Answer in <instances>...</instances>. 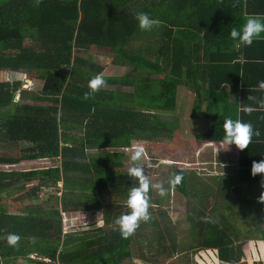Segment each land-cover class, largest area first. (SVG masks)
I'll use <instances>...</instances> for the list:
<instances>
[{
	"label": "trees",
	"instance_id": "obj_1",
	"mask_svg": "<svg viewBox=\"0 0 264 264\" xmlns=\"http://www.w3.org/2000/svg\"><path fill=\"white\" fill-rule=\"evenodd\" d=\"M248 4L250 0H0V109H5L0 113V139L30 145L18 158L0 157V165L59 162L26 174L0 171V194L13 198L14 192L25 189V182L37 181L31 189L35 197L63 182L62 210L57 201L47 209L49 199L19 215L4 213L0 206V264H120L131 255L143 264H162L179 254L188 261L181 264H199L201 251L212 253L217 264L248 260V239L262 232L264 222L259 218L254 232L246 224L248 214L242 221H232L227 213L232 208L229 192H239L238 185L229 186L220 175L206 176L200 186L199 181L189 183L196 175L188 168L173 170L181 180L172 189L189 196L187 187L193 184L192 194L198 195L189 214L191 241L175 250L165 245L160 221L153 219L159 229L158 246L135 254L132 246L145 229L142 221L127 238L114 222L129 211L127 199L118 197H127L135 187L134 178L119 173L127 158L117 151L88 154L129 149L133 142L154 141L162 133H169L173 141L179 121L168 116L180 113L182 89L195 95L193 117L203 115L212 123L209 130L195 133L197 141L223 143L222 123L228 115H222L227 105L221 103V91L228 85L230 94L238 93L256 47L257 39L237 47L229 37L232 28L239 29L252 16ZM137 12L148 13L161 24L141 31L134 18ZM92 47L108 49L114 65L130 70L120 77L103 76L104 66L81 56ZM3 71L43 83L38 94L21 90V100L33 105L9 107L23 82L20 77L4 81ZM97 74L104 85L84 99L90 92L89 80ZM40 101L47 105H35ZM256 149L251 143L238 149L237 164L229 170L236 183L260 182L259 174L250 175L252 161L264 158H252L263 153ZM220 199L227 205L219 207ZM95 210L101 212L103 228L81 232L70 228L64 234L61 211ZM10 234L19 237L15 245L7 243ZM211 259L204 262L211 264Z\"/></svg>",
	"mask_w": 264,
	"mask_h": 264
},
{
	"label": "rangeland",
	"instance_id": "obj_2",
	"mask_svg": "<svg viewBox=\"0 0 264 264\" xmlns=\"http://www.w3.org/2000/svg\"><path fill=\"white\" fill-rule=\"evenodd\" d=\"M134 42L138 43L139 41ZM81 56L85 58H92L94 62L104 66L105 70L102 74L103 76L120 77L126 75V73L130 70L123 66L114 65L112 63V53L108 49L92 47L85 54L82 53ZM18 77H20V75L15 72H1V78L6 82H16L18 81ZM20 82L23 83L21 89L17 91L14 96L16 101L9 107H14L19 103L33 105L34 103L31 101L21 100V90L33 93L36 92V94H38L41 92V88L43 87V83L39 79H33L29 76L20 77ZM179 93L180 96H183V101H180L181 111L178 114L168 116L171 119L178 118L179 121V131L173 134L174 139H176L175 141L174 139L172 141L169 133H162L159 134L158 139L154 141L133 142L132 147L129 149H103L97 151L93 150L88 153L95 155L109 153L112 151L124 153L127 161L124 163L123 169L119 170V173L127 175L126 172L132 166V161L130 160L132 152L137 146H140L144 150L141 163L145 165L144 174L146 178L149 180L150 185L159 184L164 190V194L160 195L159 190L151 187L149 188L148 213L150 219L146 222L142 221L145 229H142L140 238L138 239L136 237V242L133 243L132 248L135 254H137L140 250H146L148 252L158 246L156 238L158 236L157 230L159 231V229L153 226V222L158 219L161 212L165 215V221L160 222L161 226H159V228L161 229L160 231L165 234L164 243H166V245L172 248L176 245V247L179 248L191 241L192 235L190 234L191 224L189 221V214L192 210L191 202H196L198 195L192 194L193 184H188L187 193L189 196H183L172 189V186L169 185V181L172 179V172L174 169L188 168L193 171L192 175H196V177L192 178L189 183L199 181L198 186L205 181V178H207L206 176L213 175H220V177L222 176V178H225L226 184L229 186L237 184L239 192H229L230 201L233 207L230 210L222 208L226 209L225 211L228 210L227 213L232 221H242L241 217L248 214L246 216V221L248 223L246 224L251 228V231H254V228L257 226V222L259 220V215L263 216L262 207L259 204L260 195H253V193H258V191L255 190L254 185L247 188L245 185H242L241 188V184L235 182L234 176L229 177V170L233 169V160L236 154V148L227 146L223 149L222 144L203 143L197 141L195 133L209 130L212 123L203 116L198 118L193 117L191 113V105L195 98V96H193L194 94H187L188 92H186L185 89L180 90ZM35 105L42 106L47 104L40 101ZM4 111L5 109H0V113ZM177 140H179L178 146ZM28 146H30L28 143L13 144L0 139V157L7 156L18 158L21 153L28 148ZM58 164L59 162L51 159L23 161L16 165H0V171L20 172L26 174L27 172L54 168L58 166ZM134 181L135 187L138 186L136 180ZM37 184V181H32V183L25 182V189L14 192L11 195L13 198L6 196L7 194H0V198L2 200H0L1 211L7 214L19 215L22 214L25 209L38 206L41 204L40 202L42 200L45 201L48 199V203L45 205L47 209H52V207L56 204L55 201H57L58 210H62L59 198L61 197L63 182L59 181L58 184H56L57 186H54L55 188L51 187L47 189L44 188V190L42 189L37 192L34 197L31 189L37 186ZM14 198L20 199V202H13L12 199ZM107 198L109 199V197ZM118 198L127 199L126 196H119ZM111 199L115 198L112 197ZM224 203L225 202L220 199L219 207H222ZM225 205L227 204L225 203ZM61 214L62 217L64 216L62 220L63 230L66 231L72 228L81 232L93 228H99L103 225L101 212L97 210L91 212L78 211L72 213H65L61 211ZM236 215L237 217L233 218ZM168 225L173 227V230L170 231ZM258 234L259 232L254 235H250L251 240L248 239L245 247L248 260H245L243 261L245 263L240 264H248L250 261L258 262L257 264H260L259 262H264V239H258ZM182 255L185 254L177 255L175 258L173 257L174 261L180 259L181 264L184 260ZM124 260L120 264H143L141 261H137L133 255L125 258ZM188 260L193 263V255H190ZM184 261L188 263L187 260ZM169 262L170 261L165 263L168 264ZM12 264H14V262H12ZM15 264L26 263L19 261V263ZM173 264L179 263L175 261Z\"/></svg>",
	"mask_w": 264,
	"mask_h": 264
},
{
	"label": "clouds",
	"instance_id": "obj_3",
	"mask_svg": "<svg viewBox=\"0 0 264 264\" xmlns=\"http://www.w3.org/2000/svg\"><path fill=\"white\" fill-rule=\"evenodd\" d=\"M134 18L137 21L138 28L141 31H151L156 27H159L161 21L159 19L151 17L148 13L137 12L134 14ZM264 34V20L257 16H249L246 18L244 23L240 26L239 29L232 28L229 32L230 39L235 43L237 47L241 46H250L254 38ZM105 81L102 75L97 74L89 80L88 88L90 92H85L83 95L84 99H88L91 93L99 90ZM258 87L261 90H264V81L258 83ZM260 103L264 105V100H261ZM245 112H251L250 107H245ZM223 129V142L229 145H235L239 150H243L250 144L253 135H259L258 132L253 131V127L250 123L242 122L239 119H225L222 123ZM144 150L142 147L137 146L130 157L132 161V166L126 172L129 178H134L137 182L136 187H132L127 196L126 207L129 210L126 214H122L115 219V224L119 226L120 235L124 238H127L131 235L139 225L141 221H148L150 219L148 213V192L149 188H155L159 190L160 195L164 194V190L159 184H151L144 174L145 165L141 163ZM257 174L260 175V187L264 189V158L259 161H253L250 168V175L256 177ZM181 175L176 174L169 181L170 186H175L180 183ZM264 194V192H262ZM262 194L259 197L260 205L262 207L263 216L259 217L261 221L264 222V198ZM64 217V216H63ZM103 223V220H102ZM104 223L102 227L103 228ZM64 234L67 233L66 230H63ZM263 235L264 238V227L262 232H259ZM7 243L9 245H15L19 240V237L15 234H10L7 236ZM138 261V260H137ZM143 263V262H142Z\"/></svg>",
	"mask_w": 264,
	"mask_h": 264
},
{
	"label": "crops",
	"instance_id": "obj_4",
	"mask_svg": "<svg viewBox=\"0 0 264 264\" xmlns=\"http://www.w3.org/2000/svg\"><path fill=\"white\" fill-rule=\"evenodd\" d=\"M248 6H249L248 11L250 12V14H252V16H257V17L262 18V20H264V0H250V4H248ZM254 39H257L256 47L252 50V55H250V60H249L250 63L248 66V71H247V74H245V76L242 77L241 83L239 85V87L241 86L240 90L238 91L237 94H230L229 86L224 85L221 91V96H223L221 103L227 105V109L225 112H222L223 113L222 115L223 116L228 115L227 118H231L233 120L239 119L242 122L250 123L253 127L254 133L255 132L259 133V135H253L250 143L257 148L256 150L263 152V153L258 156L252 157L253 159L264 157V151H263L264 150V105L260 103L261 100H264V90H261L258 87V83L261 81H264V34H261L255 37ZM194 93L196 94V92ZM245 107H250L252 111L245 112L244 111ZM203 117L207 119L205 116ZM218 144H222L223 149L227 147V145L224 142L218 143ZM229 147L234 148L235 145H229ZM230 150H233V149H230ZM237 159H238V149L236 148V154L233 160V166H236ZM240 184H241V188H242V185H245L246 188L254 185L255 190L258 191V193H253V195L261 196L262 189L260 187V182L244 181V182H241ZM262 198H264L263 195H262ZM260 202L261 201H259V203ZM161 218L164 219L165 221V215L163 214V212H161V214L158 216V220L160 222H163ZM175 247L176 245H174V250L176 249ZM197 257L199 259V264H206L204 262V259L208 257L212 258L211 260L213 262H211V264L216 263L215 262L216 258L213 257L212 253L208 254L204 251H201L197 254ZM168 261H170L168 263L170 264L172 262L175 263V261L180 263L181 260L177 259L174 261L173 258H169L163 261L162 264H166L165 262H168Z\"/></svg>",
	"mask_w": 264,
	"mask_h": 264
},
{
	"label": "water",
	"instance_id": "obj_5",
	"mask_svg": "<svg viewBox=\"0 0 264 264\" xmlns=\"http://www.w3.org/2000/svg\"><path fill=\"white\" fill-rule=\"evenodd\" d=\"M16 100L14 99V102H15Z\"/></svg>",
	"mask_w": 264,
	"mask_h": 264
}]
</instances>
